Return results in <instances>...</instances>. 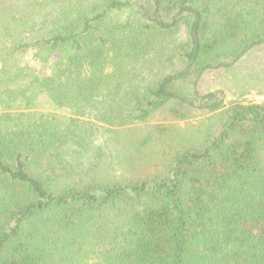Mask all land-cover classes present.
<instances>
[{
	"label": "trees",
	"instance_id": "16d2710c",
	"mask_svg": "<svg viewBox=\"0 0 264 264\" xmlns=\"http://www.w3.org/2000/svg\"><path fill=\"white\" fill-rule=\"evenodd\" d=\"M20 7H0V264H264V101L198 90L264 67V0Z\"/></svg>",
	"mask_w": 264,
	"mask_h": 264
},
{
	"label": "rangeland",
	"instance_id": "374dc122",
	"mask_svg": "<svg viewBox=\"0 0 264 264\" xmlns=\"http://www.w3.org/2000/svg\"><path fill=\"white\" fill-rule=\"evenodd\" d=\"M2 1L0 0V7H2ZM20 0H4V5L6 7H14L9 14L20 15L22 13L21 7L19 8ZM34 9V5L30 6V10ZM44 12V13H43ZM50 10L44 11V8H37L29 13L35 17L39 15L49 14ZM3 13L0 15L2 17ZM1 20V19H0ZM2 29V28H1ZM0 29V30H1ZM188 38V30L185 25H182L180 31L176 33V40L179 42L186 41ZM260 52L264 53V48H260ZM135 66V67H133ZM130 68L131 83H140L144 86L149 85L151 81L159 79L169 70L162 66V62L159 59L150 61L148 63L141 61L135 63ZM250 66L245 72H228L224 69L213 68L205 72L201 77L200 83L198 85V90L202 95L214 92L217 93V98L221 102L229 106L231 102H263L264 101V67L262 65L253 68ZM199 102L195 103L194 110L191 111L192 114H207V110L201 109ZM184 126V122L180 123Z\"/></svg>",
	"mask_w": 264,
	"mask_h": 264
}]
</instances>
